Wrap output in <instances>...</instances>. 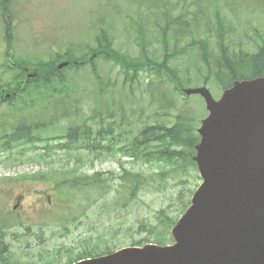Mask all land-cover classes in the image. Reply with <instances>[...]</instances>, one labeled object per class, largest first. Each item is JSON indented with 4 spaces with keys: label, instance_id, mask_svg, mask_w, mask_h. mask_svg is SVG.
I'll use <instances>...</instances> for the list:
<instances>
[{
    "label": "rangeland",
    "instance_id": "rangeland-1",
    "mask_svg": "<svg viewBox=\"0 0 264 264\" xmlns=\"http://www.w3.org/2000/svg\"><path fill=\"white\" fill-rule=\"evenodd\" d=\"M2 5L8 6L12 24V49L13 57L5 56L6 43L3 35L4 19L0 8V65L15 62L19 54L25 55L29 60L36 56L44 59L52 56V51L63 50L73 46L77 42L93 44L92 25L98 18L103 19V26L114 37V47L121 52L131 56L142 58V52L154 61L162 59V32L165 30L168 41L169 52L175 49L182 50L172 60L170 67L177 71L182 79H187L184 88L203 86L201 74L204 73L203 63L198 60V49L188 46L193 34L203 38L207 29L200 23L198 31L187 29L178 32L177 26L191 19V14L198 9L191 0H165L161 6V0H0ZM203 0L202 2H205ZM233 8H238L236 0H222ZM254 5L252 0H241ZM157 4L158 7L154 8ZM206 3H203L205 5ZM207 15L213 27L215 23L214 13L216 7L206 6ZM220 15L225 19L229 30L228 40L235 49L254 50L260 36H264V12H250L247 15L236 16L230 10L219 4ZM205 8V7H204ZM196 9V11H195ZM168 17L181 16L177 26L172 24ZM214 28V27H213ZM215 33L207 34L205 37L212 38ZM91 56V53H88ZM94 59V58H93ZM97 73L103 80L110 79L111 82L120 86L122 75L118 72V66L111 62L95 59ZM30 70L34 68L30 65ZM91 67L85 65L77 73V76L85 86L87 92L81 100L80 112L86 118L92 110V101L89 96L91 89L96 87V78L90 74ZM16 69H4L0 71V80H7L16 73ZM74 71H65L70 76ZM139 77V85L134 86V96L129 102V97L122 99L123 109L129 112L128 118L133 126L128 128L136 130L137 118H143L153 112L156 105L149 106V97L146 91V83L153 80L158 83L162 90H168L170 96L181 104L186 99L180 97L173 90V83L165 76H158L155 68L149 72L142 70ZM163 74V73H162ZM198 78V79H197ZM96 80V79H95ZM190 80V81H189ZM207 86V85H206ZM165 87V88H164ZM207 88L212 96L217 98L222 90L209 83ZM127 90V89H126ZM123 95V94H122ZM187 103L192 108L206 110L202 98L198 94L191 95ZM8 107L0 106L1 111ZM9 109L7 112H10ZM74 108L70 109V116ZM116 111V109H115ZM141 111H143L141 113ZM203 111V112H204ZM133 113V116L131 115ZM207 111L204 112L206 114ZM0 115V119L3 117ZM8 114L7 127L15 123ZM80 121V120H79ZM125 121H122L125 124ZM110 123L117 125L119 116L114 119L105 118L104 125ZM141 122V121H140ZM130 123L129 121L126 122ZM62 126L70 125L69 121L63 119ZM107 129V127L105 128ZM43 149L29 150L24 148L22 154L16 153L14 158L7 157V152L0 155V218L4 219V241L6 243L7 264H66L69 259L83 252L96 253L105 249H116L131 245L134 242H143V239L153 241L149 233V225H157L159 211H165L169 217H179L182 202L178 197L179 189L183 184L179 183L174 176L159 179L155 177L149 187L141 190L134 200L127 197L115 182L111 190L99 196L93 188L73 189L71 196L57 193L54 190V180L51 178H20L39 175L50 171L53 167L59 168L67 162V154L64 151L44 154ZM41 154V155H40ZM75 159L78 155L84 158L85 163L78 165V171L91 174L102 172L104 176L109 171H117L116 158L105 154L102 158H96V153L88 154L83 150L71 151ZM52 156V157H50ZM54 160V161H53ZM126 161V159H123ZM69 161V160H68ZM75 164L70 158L67 168ZM135 170H153L143 164H126ZM151 170V171H152ZM197 174V171H196ZM200 180H198V183ZM185 194L188 189L196 187L193 179H189ZM20 196L19 206L15 199ZM190 194L185 196L189 199ZM66 215L64 216V214ZM16 216L17 218H13ZM30 225L29 228L26 226ZM171 243V236H165Z\"/></svg>",
    "mask_w": 264,
    "mask_h": 264
},
{
    "label": "trees",
    "instance_id": "trees-1",
    "mask_svg": "<svg viewBox=\"0 0 264 264\" xmlns=\"http://www.w3.org/2000/svg\"><path fill=\"white\" fill-rule=\"evenodd\" d=\"M202 1L191 0L192 4H196L198 11L191 14V19L182 25L179 24L182 21L181 16L168 17L167 11L163 13V16L172 19L173 25L179 24L178 32L185 29L196 32L201 23L209 33L212 31L215 33L212 38L205 37L209 33H206L203 38L193 34L188 45L198 49V60L203 63L205 71L201 74L203 85L208 86L209 83H215L223 90L230 87L234 80L264 76V36H260V41L256 43L252 51L233 48L228 40L227 23L218 10L221 4L236 16H242V14L245 16L254 11L258 14L264 12V0H252L254 1L253 6H250L248 2L236 0L239 4L238 8H233L222 0ZM203 3L206 4L203 5ZM165 4V0H161V6ZM207 5L216 7L214 28L210 25L212 23L208 18L210 16L207 15L206 18ZM158 6L159 4L154 8ZM1 14L4 18L5 56L11 58L13 52L9 51L13 48V27L7 6H3ZM92 23L94 34L92 45L88 43L82 45L77 42L63 50L52 51V56L47 59L36 56L29 60L25 55L19 54L15 57L13 65H0V71L17 70L11 78L0 80V87L5 88V91L11 94L9 99L0 97V106L8 107L6 111H1L3 117L0 119V155L7 152V157L14 158L16 153L22 154L24 148L37 151L40 147L46 155L50 152H66L65 166L62 164L59 168L55 166L50 171L39 175L20 178H51L54 180V190L67 197L71 196L73 189L81 190L88 187L97 190L99 196L102 197L116 182L117 187H120L122 192H126L128 199L135 200L141 190L151 186L150 182L154 181L155 177L165 179L174 176L178 178L179 183L183 184L178 194L183 212L189 204L185 196L192 192V189H188L185 194L187 189L185 183L193 179L196 185L199 180L193 156L195 146L200 139L197 128L205 112L192 108L187 103L191 95H186L182 89L188 80L180 78L177 71L170 67L178 52L184 53L186 48L169 52L166 32L163 29L161 61H154L144 52H142V58H137L114 47V37L106 29L107 27L103 26L102 18ZM88 53L93 54V60L88 59ZM95 59L118 66V72L122 75L120 86L111 82L109 78L103 80L97 73ZM63 60L68 61V64L60 69L57 64ZM30 65L34 68L35 75L27 78L24 68ZM85 65L91 67L90 74L96 77L92 81L97 82L96 87L88 91L92 101V110L86 118L82 117L79 109H81V100L87 90L85 84H82L83 80L77 76ZM152 67L155 68L158 76L170 79L173 83V90L186 100L179 104L173 96H170L168 90H162L153 80L148 81L144 89L150 99L148 104L149 106L155 104L156 108L145 116L143 121L137 118L136 130L133 131L128 128L133 126V122L128 118L129 112L123 109L122 99L128 96L129 102L132 101L134 86L137 87L140 83V72L142 70L149 72ZM68 69L74 71L70 76L65 74ZM71 108H74L73 117L70 116ZM9 109H11L10 112H7ZM8 114L11 120L13 116L16 117L15 123L9 127L6 125ZM116 115L120 120L117 125L114 126L108 122L104 125L105 118L114 119ZM131 115L133 116V113ZM63 119L69 121L70 125L62 126L60 123ZM125 119V124H123L122 121ZM128 121L130 123L127 124ZM76 150H83L88 154L97 152L96 158L109 154L116 158L118 169L109 171L106 176L99 171L91 174L78 171V165H83L85 161L79 155L75 159L72 157L71 151ZM70 158L73 159L75 166L67 168ZM136 163L143 164L149 169L155 167L157 171L135 170L126 165ZM159 215L158 224L149 225L148 231L152 234L155 243L164 244L167 240L165 236H168L169 229L178 217H169L164 209L159 211ZM148 240V238L143 239V242H149ZM141 244L134 242L132 245ZM4 249L0 245V257ZM110 251L105 250V253ZM101 253L104 252H99ZM88 255L91 253L79 255L77 259Z\"/></svg>",
    "mask_w": 264,
    "mask_h": 264
},
{
    "label": "water",
    "instance_id": "water-1",
    "mask_svg": "<svg viewBox=\"0 0 264 264\" xmlns=\"http://www.w3.org/2000/svg\"><path fill=\"white\" fill-rule=\"evenodd\" d=\"M67 62H61L62 68ZM193 160L202 183L171 245L129 246L72 264H264V76L234 81L219 98L202 86Z\"/></svg>",
    "mask_w": 264,
    "mask_h": 264
},
{
    "label": "flooded vegetation",
    "instance_id": "flooded-vegetation-1",
    "mask_svg": "<svg viewBox=\"0 0 264 264\" xmlns=\"http://www.w3.org/2000/svg\"><path fill=\"white\" fill-rule=\"evenodd\" d=\"M25 71H27L26 68H25ZM27 74H28V73H27ZM26 76H27V75H26ZM4 90H5V88L0 87V93H1V95H3V93L5 92ZM1 99H2V97H1Z\"/></svg>",
    "mask_w": 264,
    "mask_h": 264
}]
</instances>
